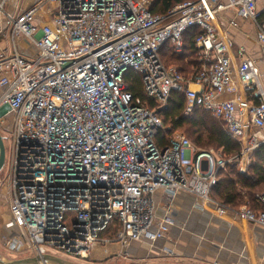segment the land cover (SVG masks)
I'll return each instance as SVG.
<instances>
[{
  "label": "built area",
  "instance_id": "built-area-1",
  "mask_svg": "<svg viewBox=\"0 0 264 264\" xmlns=\"http://www.w3.org/2000/svg\"><path fill=\"white\" fill-rule=\"evenodd\" d=\"M260 3L194 0L153 14L151 0H39L8 17L13 52L0 57V108L9 106L13 125L3 182L8 226L19 238L7 249L22 259L84 264L98 246L163 239L169 227L155 217L158 190L167 206L187 194L200 210L264 228V212L232 210L211 197L241 150L226 158L177 132L166 146L156 141L159 112L180 92L185 115L208 112L245 152L264 146V58L235 48L228 32L236 19L250 21L264 56ZM188 34L198 64L186 77L162 54H182ZM20 36L33 57L17 51ZM128 72L154 107L126 91ZM256 198L264 206V194Z\"/></svg>",
  "mask_w": 264,
  "mask_h": 264
},
{
  "label": "crops",
  "instance_id": "crops-1",
  "mask_svg": "<svg viewBox=\"0 0 264 264\" xmlns=\"http://www.w3.org/2000/svg\"><path fill=\"white\" fill-rule=\"evenodd\" d=\"M38 1L7 0L0 12V57L13 52L8 17H16ZM258 8L263 9L264 3L258 4ZM247 42L250 41L246 39ZM15 47L25 57L36 54L34 46L21 36L16 38ZM8 202V187L0 182V257L22 259L23 254L13 255L7 249L19 238L18 229L8 226L11 220ZM154 202L156 219L169 227L165 238L131 242L126 246L115 243L98 246L91 260L113 258V264H264V228H252L243 221L232 222L200 210L195 198L187 194L175 196L167 206L163 191L158 190Z\"/></svg>",
  "mask_w": 264,
  "mask_h": 264
},
{
  "label": "trees",
  "instance_id": "trees-1",
  "mask_svg": "<svg viewBox=\"0 0 264 264\" xmlns=\"http://www.w3.org/2000/svg\"><path fill=\"white\" fill-rule=\"evenodd\" d=\"M185 1L194 0H152L151 12L162 14ZM170 56V59L179 65L178 70L182 75L187 77L193 72L198 61L190 34L185 37L184 52ZM124 82L129 94L147 101L151 108L155 106L154 102L145 99L140 78L136 74L126 73ZM159 116L163 129L158 133L156 141L160 147L168 145L172 132L181 130L184 133L188 131V137H185L197 148L214 147L226 158L240 153V144L227 133L221 121L214 119L208 112L201 109H195L190 115L184 114V97L180 92L171 94L167 108L161 110ZM253 159L254 162L247 176L236 172L234 167H226L220 171L218 182L211 191V197L232 210H239L244 207L242 206L243 197L248 196L252 206L245 207L256 213L264 212V206L256 198L260 195L258 193L264 194V146L254 151Z\"/></svg>",
  "mask_w": 264,
  "mask_h": 264
},
{
  "label": "rangeland",
  "instance_id": "rangeland-1",
  "mask_svg": "<svg viewBox=\"0 0 264 264\" xmlns=\"http://www.w3.org/2000/svg\"><path fill=\"white\" fill-rule=\"evenodd\" d=\"M223 15H224V12L221 13L219 15V17H223ZM236 22L239 26L238 28H229L228 29L229 34L232 36L234 47L237 48V47L242 46L247 50L248 53L252 54L255 59H257V60L263 59L264 56L260 52V45L256 42V35L254 33V29L252 28L250 21H244V20L236 19ZM220 24L223 27L227 26L224 19H222L220 21ZM246 38H248V40L250 42L245 43ZM251 42H253V43H251ZM253 44H255V45L253 46ZM170 55H172L171 52H167L165 54H162L163 62L166 65H170V66H173V67L179 69V67H178L179 65L174 63L173 60L170 59V57H171ZM261 72L263 75L261 80H262L263 85H264V68L261 69ZM2 119H3V124L0 123V134L3 138V143H4V148H5V165H6V163L8 162L9 149H10V144H9V140L7 139V137L10 134L11 129H12L13 116L9 113V114L5 115ZM175 132H177V134H181L183 136L188 137V134H187L188 131H186V133H184L181 130H177ZM172 134H173V132H172ZM172 134H171V136H172ZM190 140L192 141V139H190ZM240 147H241V158L230 161V163L227 165V167H234V170L236 172L247 176L249 174L248 173L249 168H250L251 164L254 162V159H253L254 151H251V152L246 151L245 152L244 151V149H245L244 144H241ZM201 150H212L216 153L221 152L220 150H216L214 147H207V148H204ZM205 168H206V166L204 163L202 166V169L205 170ZM3 170L0 172V182L3 183L5 186H7V183L3 182V180L5 178V174H6V171H3ZM258 194H262V193H258ZM242 206H246V207L252 206V201L248 198V196L243 197V205ZM91 259H92V256H91ZM108 260L101 261V262H94L92 260H90V261L87 260V262H84V264H113V258L110 259L109 261Z\"/></svg>",
  "mask_w": 264,
  "mask_h": 264
},
{
  "label": "water",
  "instance_id": "water-1",
  "mask_svg": "<svg viewBox=\"0 0 264 264\" xmlns=\"http://www.w3.org/2000/svg\"><path fill=\"white\" fill-rule=\"evenodd\" d=\"M9 106L4 105L0 108V119H2L8 112ZM5 165V148L3 143V138L0 134V172L3 170ZM0 264H73L65 261L61 258L55 256H43L40 258H25L16 260H7L0 257ZM153 264H163V263H153Z\"/></svg>",
  "mask_w": 264,
  "mask_h": 264
}]
</instances>
